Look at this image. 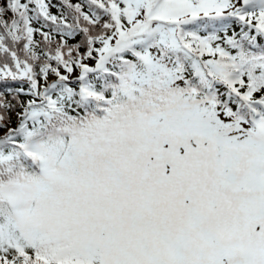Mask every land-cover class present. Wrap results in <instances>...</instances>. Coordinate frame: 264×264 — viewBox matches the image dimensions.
Here are the masks:
<instances>
[{
    "label": "snow or ice",
    "instance_id": "snow-or-ice-1",
    "mask_svg": "<svg viewBox=\"0 0 264 264\" xmlns=\"http://www.w3.org/2000/svg\"><path fill=\"white\" fill-rule=\"evenodd\" d=\"M0 264H264V0H0Z\"/></svg>",
    "mask_w": 264,
    "mask_h": 264
},
{
    "label": "trees",
    "instance_id": "trees-1",
    "mask_svg": "<svg viewBox=\"0 0 264 264\" xmlns=\"http://www.w3.org/2000/svg\"><path fill=\"white\" fill-rule=\"evenodd\" d=\"M53 2L56 3V2H58V0H53ZM73 2H76V0H73ZM52 11H53V12H56L57 9L54 8V9H52Z\"/></svg>",
    "mask_w": 264,
    "mask_h": 264
}]
</instances>
